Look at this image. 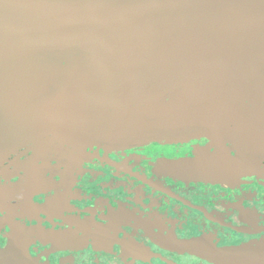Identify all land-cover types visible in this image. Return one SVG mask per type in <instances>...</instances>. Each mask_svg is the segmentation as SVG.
Wrapping results in <instances>:
<instances>
[{
    "label": "flooded vegetation",
    "instance_id": "flooded-vegetation-1",
    "mask_svg": "<svg viewBox=\"0 0 264 264\" xmlns=\"http://www.w3.org/2000/svg\"><path fill=\"white\" fill-rule=\"evenodd\" d=\"M245 70L197 110L207 130L177 142L55 144L1 160L0 264L264 258V58Z\"/></svg>",
    "mask_w": 264,
    "mask_h": 264
},
{
    "label": "water",
    "instance_id": "water-1",
    "mask_svg": "<svg viewBox=\"0 0 264 264\" xmlns=\"http://www.w3.org/2000/svg\"><path fill=\"white\" fill-rule=\"evenodd\" d=\"M259 27L264 0H0V161L55 144L169 143L207 130L201 106L249 60L262 62ZM195 42L219 52L191 56ZM236 255L264 264L237 251L215 258Z\"/></svg>",
    "mask_w": 264,
    "mask_h": 264
},
{
    "label": "rangeland",
    "instance_id": "rangeland-1",
    "mask_svg": "<svg viewBox=\"0 0 264 264\" xmlns=\"http://www.w3.org/2000/svg\"><path fill=\"white\" fill-rule=\"evenodd\" d=\"M207 39H208V41H207V44H213V43H215V40L214 39H212V40H210V37L209 36H207ZM202 42V41H201ZM214 45V44H213ZM206 46H208L207 48H202V49H200V50H195V48L196 47H198V42H195L194 44H192V47H193V49L195 50L193 53H191L190 55L191 56H205V55H215L216 53H218L219 51L218 50H214V49H209V47L210 46H212V45H206ZM183 48H184V46H182ZM185 53V52H184ZM182 51H178V53L177 54H180V55H186V53L184 54ZM187 53H188V51H187ZM206 81H210V80H201V83L200 84H204V83H206ZM211 86L213 85V79L211 80ZM3 90H6V91H3V92H1L3 95L4 94H13V95H20V94H22V93H24L23 91H21V90H12V88H8V87H5V89H3ZM7 91H9V92H7ZM222 91L224 92V90L222 89ZM212 96H210V98H211ZM221 97H225V96H218V98H217V100H216V103L218 102V99H221ZM213 98L214 97H212V100H213ZM225 99H226V97H225ZM211 100V101H212ZM217 104H219V103H217ZM214 107H218V105H216V104H214ZM79 109H77V110H75V111H78ZM214 110H217V109H214ZM201 111V110H200ZM218 113H221V111H218ZM25 128V127H24ZM26 129V128H25ZM250 251V250H249Z\"/></svg>",
    "mask_w": 264,
    "mask_h": 264
}]
</instances>
